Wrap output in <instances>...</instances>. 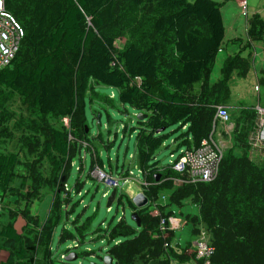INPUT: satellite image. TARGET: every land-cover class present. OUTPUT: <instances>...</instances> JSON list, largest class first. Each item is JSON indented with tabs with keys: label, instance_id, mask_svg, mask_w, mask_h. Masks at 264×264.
Returning a JSON list of instances; mask_svg holds the SVG:
<instances>
[{
	"label": "trees",
	"instance_id": "trees-1",
	"mask_svg": "<svg viewBox=\"0 0 264 264\" xmlns=\"http://www.w3.org/2000/svg\"><path fill=\"white\" fill-rule=\"evenodd\" d=\"M6 8L25 34L15 58L0 69V109L6 114L5 105L16 94L34 116L17 122L19 150H0L1 199L15 197V207H2L0 253L5 255L0 264H55L52 246L59 225V243L72 244L65 254L76 251L77 259L98 257L100 261L93 264H104L106 254L118 264H264V159L254 157L250 144L257 111L240 109L234 132L241 153L226 150L210 181L187 180L172 162L164 166L157 157L174 133L175 149H181L176 159L183 149H196L213 135L218 127L217 106L231 101L232 77L246 78L251 70V55L242 56L239 51L225 59L219 78L210 80L225 35L220 2L6 0ZM133 9L141 14L131 27ZM123 32L129 35L120 47L116 37ZM248 35L251 41L264 42V18L259 14L250 19ZM258 82L264 106V69ZM101 84L118 90L126 113L129 106L145 115L136 118L132 130L142 188L148 197L145 206L137 207L118 192L117 203L137 211L141 224L124 213L104 230H96L95 238L107 241L104 254L78 251L90 226L89 221L73 217L74 196L84 183L83 150L91 154L89 177L95 165L104 166L90 147L103 143V135L92 134L87 117L88 99L90 103L112 100L96 90ZM97 113L92 108L93 121ZM62 117L69 118V128L51 122ZM76 158L79 174L70 186ZM123 171L128 172L123 168L117 174ZM45 189L53 195L41 219L32 205ZM164 191H170L168 202L154 205ZM187 199L198 208L197 214H185L191 233L198 236L203 228L213 246L209 263L196 258L192 242L183 247L172 244L174 211L169 207H180ZM62 259L60 264H83Z\"/></svg>",
	"mask_w": 264,
	"mask_h": 264
},
{
	"label": "rangeland",
	"instance_id": "rangeland-1",
	"mask_svg": "<svg viewBox=\"0 0 264 264\" xmlns=\"http://www.w3.org/2000/svg\"><path fill=\"white\" fill-rule=\"evenodd\" d=\"M140 14L141 11L139 9H133L130 11L128 23L131 25V27L134 26V19L139 17ZM128 35L129 33H120L116 37L117 45L120 47L123 46L127 41ZM238 81L239 82L237 83L240 84L233 86L235 92L232 96V100L229 102V105L232 104L233 107L231 108L226 106L230 114V121L225 124L219 123L218 127L215 129L213 138L222 149L223 154L230 148L234 149L235 153L240 154L241 152L236 147L237 144L235 143V117L238 115L242 107L255 109L257 111L256 125L252 132H250L252 136L256 135L253 142H255L257 146H254L255 149L253 151V155L255 158L260 157V159H264V106L259 101L262 90L260 89L259 92L256 90L258 82L253 76L246 77ZM232 84L234 83L232 82ZM96 90L104 96L112 97V100L109 103L98 100L90 103L89 99L87 100V117L91 126V132L92 134L101 132L103 135L102 139L105 142H103L104 144L101 142H94V144L90 145L92 148L90 149L94 154L97 152L99 153L101 159L104 162V168L107 171H113V173L121 179V183L117 188L119 194L122 192L124 195H127L129 198L133 199L137 193L143 192L142 175L138 168L135 157L136 132L132 130V127L137 124L136 118L138 112L129 106L127 107V113L124 111L123 105L119 102L118 90L116 88L101 84L97 86ZM6 95L8 94L5 92V96ZM10 97V100L5 105L6 114H4L0 109V129H4L3 136L0 141V150L2 151L19 150L20 146L18 139L21 135V132L17 129V122H22L23 118L24 121L27 122V117L34 116V113L26 107V105L23 103V100L18 95L15 94L11 95ZM239 105H241V107H239ZM92 108L98 111L96 118L98 117L99 113L101 114L100 123L98 120H92ZM51 122L57 127L65 126L66 128H69L68 117L51 119ZM125 125L127 126V129L124 130ZM171 129H174V127ZM257 133H259V135H257ZM175 136L176 133L169 136V138H167L165 141V144L157 152V157L160 160L161 165L165 166L171 163L181 152V149H175L177 145L176 142H174ZM85 152L86 151L83 150V153ZM87 153L88 154L85 157V168L81 174V180L82 183H84L81 187L80 194H76L74 196V200L77 204L73 212V217L78 216L81 222L89 221L90 229L85 238V242L78 247V251L93 249L104 254L103 251H105L107 247V241L103 238H95L97 236L95 231L98 229L104 230V228H106L109 223H115L118 218L124 215V213L127 218H131V211L128 207H123L122 204H118L117 201H114L110 208L107 207V196L104 194V192L108 191V193H110L113 188H107L99 180L88 176L91 164V155L89 151H87ZM31 158L32 157H29V159ZM75 161L76 165L73 167L69 179L70 186L76 182L79 174L78 158H76ZM123 168L128 170V172L123 171L122 174H117V170L121 171ZM123 181L127 182L124 183ZM166 194L168 193H165V191L161 192L154 205L167 203L169 196ZM52 195L53 194L49 189H45L40 200H36L32 205V211L37 213L41 219H44L47 215L50 203L52 201ZM14 200L15 197L13 196H6L1 199L0 195V220L5 218L3 216V205H11L15 207V203H13ZM186 201L187 204L184 206V211L187 213H193L198 210L197 206L191 200L187 199ZM175 213L174 217H172L170 220V226L176 231L177 240L180 242L183 240L184 243H188L187 241H190L193 244V241L195 238H197V236L191 233V224H188V221L185 219L182 213H179L176 216ZM180 215L182 217H180ZM17 226L20 227V222H17ZM61 228L62 225L57 227L53 238L52 250L55 264L61 263L63 260L61 258V254L68 247H70L69 245H71L70 241L59 243L58 238ZM202 230L204 229L202 228L201 231ZM193 246L195 247L194 244ZM4 255V252L0 253V260L3 259ZM99 261L100 260L98 257L92 255L76 259V262L83 264H93L94 262ZM188 263L191 264V262ZM173 264L176 263L173 262Z\"/></svg>",
	"mask_w": 264,
	"mask_h": 264
},
{
	"label": "built area",
	"instance_id": "built-area-1",
	"mask_svg": "<svg viewBox=\"0 0 264 264\" xmlns=\"http://www.w3.org/2000/svg\"><path fill=\"white\" fill-rule=\"evenodd\" d=\"M24 34L25 30L22 25L7 10L6 0H0V69L10 64L15 58ZM215 119L218 124H225L230 121V114L226 106H217ZM255 136L250 139L253 149H255L254 146H257L253 142ZM222 157L223 151L211 135L209 138L204 139L198 148L193 150L183 149L182 154L176 160H173L172 164L173 168L180 174L185 175L187 180L193 182L210 181L217 175ZM91 176L102 182L107 188H118L121 183V179L114 173L107 171L104 166L95 165L91 170ZM161 224L164 226V220L161 221ZM194 245L196 258L204 259L206 263H209L208 258L213 252V246L205 230H202L197 236ZM70 247H72V244ZM65 256V253L61 254L62 258H65Z\"/></svg>",
	"mask_w": 264,
	"mask_h": 264
},
{
	"label": "crops",
	"instance_id": "crops-1",
	"mask_svg": "<svg viewBox=\"0 0 264 264\" xmlns=\"http://www.w3.org/2000/svg\"><path fill=\"white\" fill-rule=\"evenodd\" d=\"M215 1H218L221 3V12H222V18H223V23L225 27V35H224L223 43L221 44V47L217 53L215 64L211 72V76H210L211 82H214L215 80H217L219 76L221 75V67L225 59L228 56H232L238 53L239 51L241 52L242 56H248L249 54L251 55V70L247 77L253 76L254 78H256L258 82V78L261 75V71L264 69V42L260 40L251 41L248 35V27H249L250 19L255 14H259L260 17L264 18V0H215ZM248 43H250V46L246 47L245 45H247ZM240 79H244V78H239L236 75H234L231 79V82H230L231 90H232L231 100L235 92V90L233 89V86L240 84V83H237L239 82L238 80ZM232 82L234 84H232ZM256 90H258V92L260 90L259 82H258V85L256 86ZM227 106L231 108L233 107L232 104L227 105ZM239 107H241V105H239ZM87 154H88L87 152L82 154V161H83L84 168H85V159H86L85 157L87 156ZM111 172L113 173V171ZM165 193H168L166 194L167 196L170 195V191H165ZM104 194L108 196L110 193H108V191H105ZM167 202H168V199H167ZM185 204H187L186 200H184L183 205H181L180 207L171 205L169 209H172L174 213L176 212L175 216L178 215L179 213H182L183 216L185 217V214H187V212L184 211ZM197 212L198 210L196 212H193V213L190 212V213L197 214ZM180 217L182 216L180 215ZM188 224H191V223L188 222ZM191 227H192V224H191ZM176 234L177 233L175 231V238L172 241V244L178 243L180 247L185 246L187 243H184L183 240L182 242L177 240ZM194 241H193V244H194ZM63 253H65V251ZM175 263L176 264H189L188 262L179 263L176 261Z\"/></svg>",
	"mask_w": 264,
	"mask_h": 264
},
{
	"label": "water",
	"instance_id": "water-1",
	"mask_svg": "<svg viewBox=\"0 0 264 264\" xmlns=\"http://www.w3.org/2000/svg\"><path fill=\"white\" fill-rule=\"evenodd\" d=\"M144 116H145L144 114L138 113L137 118H143ZM100 117H101V114L99 113L97 117V120L99 123H100ZM158 178H159V174L157 175V179ZM117 193H118V189L113 188L110 194L108 195L107 197V207L108 208H110L113 202L116 201ZM132 201L137 207H143L148 203V197L144 194V192H139L133 197ZM131 219L134 222H136L138 226H140L141 220H140V217L137 211L131 212ZM65 259L68 261H75L77 259V255L75 252H70L65 256ZM103 263L104 264H118L116 261H114V258L109 254H106L103 257Z\"/></svg>",
	"mask_w": 264,
	"mask_h": 264
}]
</instances>
